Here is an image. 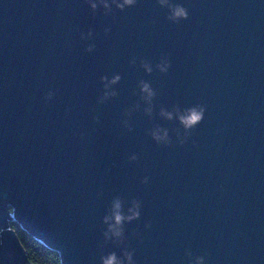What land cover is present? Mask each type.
<instances>
[{
  "label": "water",
  "instance_id": "95a60500",
  "mask_svg": "<svg viewBox=\"0 0 264 264\" xmlns=\"http://www.w3.org/2000/svg\"><path fill=\"white\" fill-rule=\"evenodd\" d=\"M170 2L188 18L169 21L156 0L107 15L87 0H0V264H30L12 220L62 264L122 250L135 264H264V0ZM113 74L117 96L98 103ZM140 80L157 93L151 117ZM173 105L205 106L182 145L158 115ZM157 125L168 146L149 135ZM116 196L141 203L119 247L102 237Z\"/></svg>",
  "mask_w": 264,
  "mask_h": 264
},
{
  "label": "clouds",
  "instance_id": "9594fccd",
  "mask_svg": "<svg viewBox=\"0 0 264 264\" xmlns=\"http://www.w3.org/2000/svg\"><path fill=\"white\" fill-rule=\"evenodd\" d=\"M90 9L93 13L97 10L98 4L102 6L105 10V15H107L112 8V5L115 6L116 9L123 11L126 7L134 6L137 0H87ZM156 2L161 7H167L168 9V16L166 17L169 21L173 23H178L181 20H185L188 18V12L185 7L180 4H173L170 0H156ZM105 33L109 32V28L104 29ZM93 33L89 30L86 34L81 33V39L87 40L92 37ZM95 49L94 44H88L85 48L86 52H92ZM135 58L130 62L135 64ZM170 62L167 57H162L160 62L155 65L156 70H158L161 74L167 73ZM140 67L143 68L146 74H151L153 71L152 65L146 61H140ZM121 80V76L119 74H113L111 78L107 76H101L100 82L103 85V92L98 98V103H104L109 98L116 97L117 92L113 90V86L116 85ZM138 88L140 92V100L146 105L143 108V113L151 117L153 113V99L156 96V91L151 87V85L144 81L140 80L138 82ZM54 96V92L48 91L44 97L45 101L51 100ZM140 104L137 103L133 106L132 109L127 110L124 115L130 116L131 112L134 110H139ZM205 112L204 105H194L188 108L181 109L179 105H173L171 110H167L166 108L161 107L158 115L160 118L172 121L176 120L178 124L183 129V132L180 129H174L173 131L177 137L178 144H184L185 140L188 136L191 135V130L199 124ZM94 120L99 123V117H94ZM122 124L125 128L131 131V127L127 119L122 121ZM149 135L151 136L152 140L155 141L158 145L163 144L164 146H168L171 141L169 137V131L166 128H163L159 125L153 127L149 131ZM129 161H136L137 156L135 154L129 156ZM148 182V177L145 176L142 178L141 183L146 184ZM99 195V194H98ZM124 200L119 197H113L110 202L109 208L106 214L102 217V223L106 226L102 232L103 241L107 244L111 241L114 245L119 247L125 240L124 235V225L126 223H130L134 220L139 219L140 217V208L141 203L137 199H133L129 202L127 208L124 206ZM150 224H145V228H149ZM3 242L0 241V244ZM186 256L191 257V252L186 251ZM101 264H135L133 260V251L129 250H122L121 255L117 256L116 252H109L106 255H102L100 257ZM195 264H205V257L204 256H196L195 257Z\"/></svg>",
  "mask_w": 264,
  "mask_h": 264
},
{
  "label": "trees",
  "instance_id": "16d2710c",
  "mask_svg": "<svg viewBox=\"0 0 264 264\" xmlns=\"http://www.w3.org/2000/svg\"><path fill=\"white\" fill-rule=\"evenodd\" d=\"M9 227L14 231L30 264H62L59 253L47 246L38 236L30 233L17 220H12ZM0 227V231H1Z\"/></svg>",
  "mask_w": 264,
  "mask_h": 264
}]
</instances>
